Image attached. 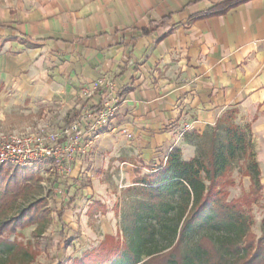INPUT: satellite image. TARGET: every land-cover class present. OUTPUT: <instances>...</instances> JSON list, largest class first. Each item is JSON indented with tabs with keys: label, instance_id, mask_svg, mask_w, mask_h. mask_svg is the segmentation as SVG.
<instances>
[{
	"label": "crops",
	"instance_id": "obj_1",
	"mask_svg": "<svg viewBox=\"0 0 264 264\" xmlns=\"http://www.w3.org/2000/svg\"><path fill=\"white\" fill-rule=\"evenodd\" d=\"M222 1L0 0V125L18 113L45 129L110 100L112 120L82 140L69 179L90 176L96 142L131 186L172 149L191 159L193 135L236 109L264 186V0L208 13ZM162 18L167 30L142 35Z\"/></svg>",
	"mask_w": 264,
	"mask_h": 264
},
{
	"label": "trees",
	"instance_id": "obj_2",
	"mask_svg": "<svg viewBox=\"0 0 264 264\" xmlns=\"http://www.w3.org/2000/svg\"><path fill=\"white\" fill-rule=\"evenodd\" d=\"M241 1L224 0L208 13L225 14ZM168 22V18L151 22L142 35L167 30ZM98 110L93 108L94 113ZM237 114L231 109L213 127L194 134L191 159L185 160L175 148L165 161L148 166L142 177L136 171L135 187L128 189L136 200L120 230L123 241L107 236L96 251L73 264H264V217L257 239L246 213L258 202L264 186L250 126L237 125ZM235 170L250 181L249 192L241 200L228 199ZM33 178L14 173L4 180L0 169V264L17 252L26 254L16 250L15 240L2 238L3 233L15 234L34 225L36 211L43 210L39 206L44 199L38 198L11 214ZM62 216L63 211L60 221ZM41 231L37 225L34 233ZM65 238L62 242L69 244Z\"/></svg>",
	"mask_w": 264,
	"mask_h": 264
},
{
	"label": "rangeland",
	"instance_id": "obj_3",
	"mask_svg": "<svg viewBox=\"0 0 264 264\" xmlns=\"http://www.w3.org/2000/svg\"><path fill=\"white\" fill-rule=\"evenodd\" d=\"M79 113L80 111L78 114L73 113L61 122L45 125V129L37 127L45 117L32 119L29 115L14 113L13 120L0 125V133H37L41 129L61 133L69 125L70 118L75 115L74 120L77 119ZM95 145L96 149L90 153V161L85 163H89L88 169L93 167L90 176L81 170L77 178L69 179L70 169L65 176L59 171L50 173L46 170V165L42 164L28 169L0 166L4 180L14 173L34 177V182L28 184L30 187L25 188L26 194L17 201L15 210L11 214L38 198L44 199L39 206L43 207V210L39 209L35 213L34 225L17 230L15 234L3 233L1 236L10 241L15 240L16 250L26 251L24 256L23 253L17 252V256L14 254L6 264H73L74 261L96 251L107 236L123 241L120 230L125 216L136 200L128 189H133L135 185L130 186L123 176L121 167L125 166L122 164L117 168L111 166L110 153L104 152L102 147L98 149L99 145L93 142V147ZM134 171L136 178L137 170ZM138 172L140 177L147 173L146 170ZM230 178L235 185L230 187V190L227 188L228 199L241 200L249 192V189L245 192L248 186L247 179L243 182V178L246 177L240 176L236 170ZM71 198L72 202H70ZM62 211L63 216L60 221L58 216ZM246 213L252 219L251 232L255 238H260L264 217V191L258 202L246 209ZM37 225L42 230L41 234L34 233ZM63 237H66L69 244L62 242Z\"/></svg>",
	"mask_w": 264,
	"mask_h": 264
},
{
	"label": "built area",
	"instance_id": "obj_4",
	"mask_svg": "<svg viewBox=\"0 0 264 264\" xmlns=\"http://www.w3.org/2000/svg\"><path fill=\"white\" fill-rule=\"evenodd\" d=\"M114 112L115 104L108 100L96 113L84 110L61 133L42 129L37 133H0V166L28 169L42 164L50 173L59 171L66 176L71 163L85 151L82 140L96 138ZM190 129L189 125H183L184 131Z\"/></svg>",
	"mask_w": 264,
	"mask_h": 264
}]
</instances>
